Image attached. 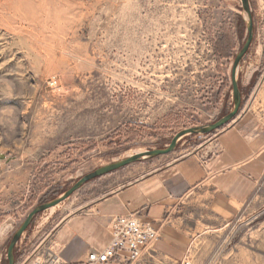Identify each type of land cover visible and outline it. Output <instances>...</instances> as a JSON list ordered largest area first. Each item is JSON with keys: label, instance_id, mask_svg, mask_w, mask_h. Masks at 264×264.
I'll return each mask as SVG.
<instances>
[{"label": "rangeland", "instance_id": "374dc122", "mask_svg": "<svg viewBox=\"0 0 264 264\" xmlns=\"http://www.w3.org/2000/svg\"><path fill=\"white\" fill-rule=\"evenodd\" d=\"M248 2L252 40L236 69L235 117L216 131L181 136L168 154L96 177L38 213L13 264L44 251L68 215L112 185L189 154L207 157L236 118L264 133V0ZM246 36L241 0H0L1 264L38 204L100 166L165 148L177 132L227 114L232 63ZM189 223L197 224L188 253L195 264H264V172L234 219Z\"/></svg>", "mask_w": 264, "mask_h": 264}, {"label": "crops", "instance_id": "0c3cea01", "mask_svg": "<svg viewBox=\"0 0 264 264\" xmlns=\"http://www.w3.org/2000/svg\"><path fill=\"white\" fill-rule=\"evenodd\" d=\"M210 148L207 157L189 154L132 181L112 185L68 215L43 249L51 248L63 263H78L90 249L101 250L108 244L116 216L132 213L160 233L154 250L137 264H180L194 248L198 219L194 225L189 219L204 215L220 223L234 219L264 172V133L246 116L218 132ZM6 161L0 150V167ZM2 260L0 247V264Z\"/></svg>", "mask_w": 264, "mask_h": 264}, {"label": "built area", "instance_id": "2783aa9c", "mask_svg": "<svg viewBox=\"0 0 264 264\" xmlns=\"http://www.w3.org/2000/svg\"><path fill=\"white\" fill-rule=\"evenodd\" d=\"M54 83L55 81L51 80V85ZM110 236L103 249H90L78 263H63L51 248H46L42 252L24 257L20 264H137L146 253L154 250L160 233L158 228L151 226L147 221L141 220L135 214L126 213L112 220ZM180 264L195 263L185 256Z\"/></svg>", "mask_w": 264, "mask_h": 264}, {"label": "water", "instance_id": "95a60500", "mask_svg": "<svg viewBox=\"0 0 264 264\" xmlns=\"http://www.w3.org/2000/svg\"><path fill=\"white\" fill-rule=\"evenodd\" d=\"M242 8L246 13L247 17V36L244 44L234 57L233 63H232V69H231V85H232V95H233V107L232 109L225 114L224 116L220 117L218 120H216L213 123H210L208 125H204L201 127H191L183 129L179 132H177L170 140L168 145L165 148L160 149H153V150H147L145 152H137L135 154H132L130 156H127L125 158H122L120 160H116L114 162H111L109 164L100 166L96 168L95 170L85 174L81 178H79L71 187H69L67 190H65L62 194H60L58 197L41 204H38L34 208H32L24 220L21 222V224L17 227V229L13 232L12 236L10 237L6 249V264H13L14 263V248L19 242L22 234L26 231L27 227L31 223L32 219L37 215L38 213L51 208L58 203L62 202L66 198H68L73 192H75L81 185L84 183L105 175L109 172H112L114 170H117L119 168H122L126 165H129L133 162H136L137 160L143 158V157H156L164 154H168L172 152L176 146V143L178 139L185 135V134H191L195 132H204V133H210L212 131H216L220 128H222L224 125L228 124L237 114V111L240 106V90L236 79V69L237 66L246 53L247 49L249 48V45L252 40V20H251V13L249 9V2L248 0H241Z\"/></svg>", "mask_w": 264, "mask_h": 264}, {"label": "bare ground", "instance_id": "6f19581e", "mask_svg": "<svg viewBox=\"0 0 264 264\" xmlns=\"http://www.w3.org/2000/svg\"><path fill=\"white\" fill-rule=\"evenodd\" d=\"M139 152H140V151H139ZM141 152H145V151H141ZM130 155H132V154H130ZM130 155H129V156H130ZM51 208H53V207H51Z\"/></svg>", "mask_w": 264, "mask_h": 264}]
</instances>
